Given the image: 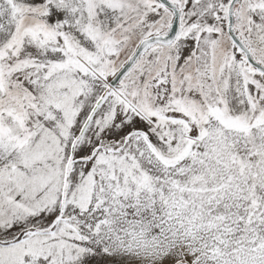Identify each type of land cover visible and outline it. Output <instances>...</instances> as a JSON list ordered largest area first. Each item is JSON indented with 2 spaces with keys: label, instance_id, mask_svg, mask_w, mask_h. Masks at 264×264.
<instances>
[{
  "label": "snow or ice",
  "instance_id": "6c2138e0",
  "mask_svg": "<svg viewBox=\"0 0 264 264\" xmlns=\"http://www.w3.org/2000/svg\"><path fill=\"white\" fill-rule=\"evenodd\" d=\"M0 264H264V0H0Z\"/></svg>",
  "mask_w": 264,
  "mask_h": 264
}]
</instances>
